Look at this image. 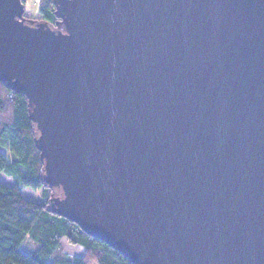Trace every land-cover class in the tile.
<instances>
[{"label":"water","instance_id":"obj_1","mask_svg":"<svg viewBox=\"0 0 264 264\" xmlns=\"http://www.w3.org/2000/svg\"><path fill=\"white\" fill-rule=\"evenodd\" d=\"M0 0L49 208L132 264H264V0Z\"/></svg>","mask_w":264,"mask_h":264},{"label":"trees","instance_id":"obj_2","mask_svg":"<svg viewBox=\"0 0 264 264\" xmlns=\"http://www.w3.org/2000/svg\"><path fill=\"white\" fill-rule=\"evenodd\" d=\"M54 9L53 0H39L41 19L50 24L56 20ZM34 136L26 96L0 80V171L43 189L41 200H31L18 185L0 179V264H132L115 248L50 210L52 188L41 179L43 162ZM27 235L36 242L33 254L20 250ZM62 237L83 246V252L71 256L61 251Z\"/></svg>","mask_w":264,"mask_h":264},{"label":"rangeland","instance_id":"obj_3","mask_svg":"<svg viewBox=\"0 0 264 264\" xmlns=\"http://www.w3.org/2000/svg\"><path fill=\"white\" fill-rule=\"evenodd\" d=\"M24 8V16L26 18L35 20L41 19V14L39 12V0H25ZM7 155L10 158L8 151ZM0 179L8 185H18L21 194L26 198L31 200H41L43 198L42 187H33L31 185L24 184L18 176L7 175L4 171H0ZM35 246L36 242L29 235H27L20 244V250L26 254H33ZM60 250L64 253L70 254L71 256H75L81 254L84 249L83 246L79 244H71L67 242L64 237H62Z\"/></svg>","mask_w":264,"mask_h":264},{"label":"crops","instance_id":"obj_4","mask_svg":"<svg viewBox=\"0 0 264 264\" xmlns=\"http://www.w3.org/2000/svg\"><path fill=\"white\" fill-rule=\"evenodd\" d=\"M82 252H83V251H82ZM82 252H81V253H82ZM79 255H80V254H79Z\"/></svg>","mask_w":264,"mask_h":264}]
</instances>
